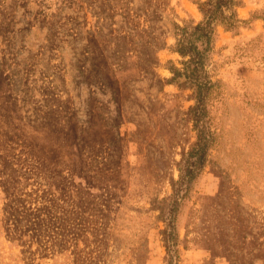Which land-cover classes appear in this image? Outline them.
Masks as SVG:
<instances>
[{
    "label": "rangeland",
    "instance_id": "rangeland-1",
    "mask_svg": "<svg viewBox=\"0 0 264 264\" xmlns=\"http://www.w3.org/2000/svg\"><path fill=\"white\" fill-rule=\"evenodd\" d=\"M208 1L0 0V264H264V0L181 55Z\"/></svg>",
    "mask_w": 264,
    "mask_h": 264
},
{
    "label": "trees",
    "instance_id": "trees-1",
    "mask_svg": "<svg viewBox=\"0 0 264 264\" xmlns=\"http://www.w3.org/2000/svg\"><path fill=\"white\" fill-rule=\"evenodd\" d=\"M233 4V0H209L206 4L205 8H202V12L204 14V22L203 24L196 25L192 32L187 33V29H183L182 36L180 40L178 41V49L177 51L181 55H188L191 58L196 57L197 51L193 44H191L190 39H188L189 35H193L197 33V39L204 37L208 38L210 36V27L211 24L215 21H219L221 23L227 22L225 25H233V23H230L228 20L231 19L230 15L224 14V11L231 8V5ZM206 143L202 142V139H198V142L196 143L195 148L191 151V153H200L202 154V151L204 149V145ZM202 157L200 155L197 156L195 161H192L190 163V169L187 171V173L184 175V177L190 176L195 168L198 166L199 163L202 162ZM200 165V164H199ZM184 179V178H182Z\"/></svg>",
    "mask_w": 264,
    "mask_h": 264
}]
</instances>
